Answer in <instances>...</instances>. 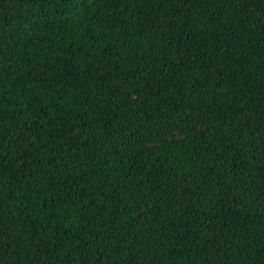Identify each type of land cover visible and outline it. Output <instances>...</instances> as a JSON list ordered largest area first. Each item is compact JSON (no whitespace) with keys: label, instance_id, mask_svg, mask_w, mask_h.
<instances>
[{"label":"trees","instance_id":"1","mask_svg":"<svg viewBox=\"0 0 264 264\" xmlns=\"http://www.w3.org/2000/svg\"><path fill=\"white\" fill-rule=\"evenodd\" d=\"M0 264H264V0H0Z\"/></svg>","mask_w":264,"mask_h":264}]
</instances>
